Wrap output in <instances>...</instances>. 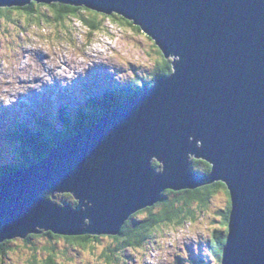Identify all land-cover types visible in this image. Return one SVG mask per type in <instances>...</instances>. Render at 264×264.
<instances>
[{
	"label": "water",
	"instance_id": "95a60500",
	"mask_svg": "<svg viewBox=\"0 0 264 264\" xmlns=\"http://www.w3.org/2000/svg\"><path fill=\"white\" fill-rule=\"evenodd\" d=\"M35 1L131 21L171 59V73L0 177V243L42 232L116 235L163 191L220 181L231 204L221 264H264V0ZM194 158L208 175L193 170ZM61 193L76 204L54 202Z\"/></svg>",
	"mask_w": 264,
	"mask_h": 264
},
{
	"label": "rangeland",
	"instance_id": "374dc122",
	"mask_svg": "<svg viewBox=\"0 0 264 264\" xmlns=\"http://www.w3.org/2000/svg\"><path fill=\"white\" fill-rule=\"evenodd\" d=\"M40 12L46 14L40 21L18 11H10L8 19L0 20V108H7L21 120H25L26 110L39 109L46 103L54 107L49 109L53 116L59 102L82 97L87 83L94 86L95 82L97 92L110 78L118 84L135 75L150 80L161 59L162 54L149 37L112 17L104 18L103 28L87 42V28L78 18L57 24L50 21L51 10L42 7ZM3 145L0 140L4 148L2 159L18 161V156ZM1 157L2 153L3 163ZM174 196L166 194L168 199ZM227 202V192L219 188L206 206L200 208L196 202L184 206L181 223H161L146 245L125 248L123 254L112 259V264H219L209 241L214 230L225 232L220 211L226 209ZM162 208L157 205L152 212L158 213ZM147 215L143 211L135 218ZM100 236L93 249L68 245L62 238L32 237L30 243L40 245L31 248L30 260L40 264L47 257L40 247L49 244L56 254V264H106L101 251L115 243L108 235ZM23 240L16 238L8 244L9 255L2 258L1 264H30L29 249ZM31 251L40 257L38 261L32 259Z\"/></svg>",
	"mask_w": 264,
	"mask_h": 264
},
{
	"label": "trees",
	"instance_id": "16d2710c",
	"mask_svg": "<svg viewBox=\"0 0 264 264\" xmlns=\"http://www.w3.org/2000/svg\"><path fill=\"white\" fill-rule=\"evenodd\" d=\"M46 7L51 10L52 19L55 23H63L66 19L78 18L81 25L87 28V42L93 37L96 31H100L103 28L104 18H114L120 24H125L133 27L136 30H140L138 27L133 26L131 21L124 19L123 17L113 13L111 15H97V16H85L83 15L84 6H74L64 3L52 2V3H39L31 1L29 4L22 7H0V20L4 18L8 19L10 11H18L19 14H24L29 19L35 16V20L40 21L43 14L40 12V8ZM22 10V11H20ZM93 11V10H92ZM97 12V11H93ZM99 13V12H97ZM101 17V18H100ZM99 18V19H98ZM5 20V19H4ZM162 54V53H161ZM171 59H166L161 55V59L156 63V67L151 79H143L141 77L131 76L129 79L121 84L115 83L110 85L106 83L105 86L99 87V91L95 90V82L92 84L87 83L84 90V95L75 99H68L59 103L56 107L55 116L49 114V105H43L44 112L39 113L35 109H28L26 111V119L20 120L16 115L11 112L1 110L0 115V140L6 149H9L14 155L18 156V161H5L3 160L4 149L0 148L2 153L0 161V177H3L14 170H17L28 163L37 162L45 157L55 146L58 141H63L67 137L73 135L79 130L86 128L96 121H98L103 113L107 109L116 107L117 105L128 101L136 96L144 89L149 88L153 82L159 76H166L171 73ZM17 117V118H16ZM152 166L156 169H161V165L157 161H153ZM193 170L205 177L210 171V165L205 161L199 159L192 160ZM223 188L228 194V202L226 209L220 214L223 215L222 223L225 225V232L214 230L212 233V240L209 241L212 253L216 260L221 264L223 255V246L226 241L228 231V218L231 209L229 192L224 183L216 181L214 183L204 185L195 189H185L180 191L165 190V194L162 196L157 204L145 209L139 210L133 214L121 227L120 232L116 235H108V237L114 241V246L110 244L103 247L101 256L104 257L106 264H112L113 258L123 254L125 248L138 249L147 244L149 240L156 232L157 227L163 224L181 223L185 217L184 206L196 202L200 205V208L206 206L209 198L219 189ZM166 194L175 195L171 199L166 197ZM43 195L47 198L51 197V192L45 191ZM182 201L178 205L176 202ZM55 202L58 204L70 203L76 204V201L72 199L70 194H57L55 196ZM157 205H162L163 208L158 213H153V209ZM146 211L147 217L136 219L135 216L139 212ZM46 236L50 239L62 238L71 246H78L80 249H93L94 243L100 241L102 236L100 235H75V236H62L53 234L52 232H42L41 234L28 235L24 240L26 248L29 249L28 261L30 264H37L35 261H31L30 250L31 248L38 247L40 244L30 243L32 237ZM13 240H6L0 243V264L2 258L9 255L8 246ZM40 249L45 255V259L40 261V264H56L55 252L53 246L49 244L42 245ZM32 252V251H31ZM32 259H40L38 255L33 254Z\"/></svg>",
	"mask_w": 264,
	"mask_h": 264
},
{
	"label": "clouds",
	"instance_id": "9594fccd",
	"mask_svg": "<svg viewBox=\"0 0 264 264\" xmlns=\"http://www.w3.org/2000/svg\"><path fill=\"white\" fill-rule=\"evenodd\" d=\"M159 52H160V51H159ZM160 53H161V52H160ZM106 83H108V82H106ZM113 83H114V85H115V82H114V81H113ZM76 98H79V97L77 96ZM73 99H75V98H72V100H73ZM67 100H68V99H67ZM65 101H66V100H65ZM63 102H64V101H63ZM44 105H49V109H50V108H51V109L54 108V107L52 106L51 103H46V104H44ZM58 105H59V104H58ZM117 106H118V105H117ZM55 107H56V106H55ZM30 109H34V108H30ZM41 109H42V112H44L43 105H42V107H40L39 110H41ZM55 109H56V108H55ZM35 110L38 111L37 109H35ZM26 111H27V110H26ZM26 111H25V119H26ZM38 112H39V111H38ZM42 112H39V113H42ZM55 114H56V111L54 110V112H53V117L55 116ZM81 130H82V129H81ZM79 131H80V130H79ZM74 134H75V133H74ZM64 140H65V139H64ZM55 145H56V144H55ZM54 147H55V146H54ZM54 147H53V148H54ZM47 155H48V154H47ZM8 161H11V160H8ZM153 161H156V160H153ZM153 161H152V163H153ZM33 163H34V162H33ZM158 163H159V162H158ZM29 164H31V163H28L27 165H29ZM159 164H160V163H159ZM27 165H25V166H27ZM160 165H161V164H160ZM25 166H23V167H25ZM23 167H21V168H23ZM153 168H154V167H153ZM19 169H20V168H19ZM155 169H156V168H155ZM17 170H18V169H17ZM159 170H160V169H159ZM14 171H16V170H14ZM11 173H12V172H11ZM9 174H10V173H9ZM7 175H8V174H7ZM5 176H6V175H5ZM5 176H3V177H5ZM167 190H170V189H167ZM172 191H173V190H172ZM44 192H45V191H44ZM44 192L41 193L42 196H44V195H43ZM61 194H64V193H61ZM67 194H68V193H67ZM163 194H165V192H163ZM56 195H57V194H56ZM56 195H55V196H56ZM70 195H71V194H70ZM71 196H72V195H71ZM44 197H45V196H44ZM229 197H230V195H229ZM45 198H47V197H45ZM50 198H51V197H50ZM53 200H54V202H55V198H54ZM56 203H57V202H56ZM157 203H158V202H157ZM157 203H156V204H157ZM154 205H155V204H154ZM154 205H153V206H154ZM150 207H151V206H150ZM144 209H145V208H144ZM134 214H135V213H134ZM132 215H133V214H132ZM132 215H131V216H132ZM131 216H130V217H131ZM130 217H129V218H130ZM30 235H31V234H30ZM14 239H16V238H14ZM14 239H11V240H14ZM24 239H25V238H24ZM5 241H6V240H5Z\"/></svg>",
	"mask_w": 264,
	"mask_h": 264
},
{
	"label": "snow or ice",
	"instance_id": "6c2138e0",
	"mask_svg": "<svg viewBox=\"0 0 264 264\" xmlns=\"http://www.w3.org/2000/svg\"><path fill=\"white\" fill-rule=\"evenodd\" d=\"M34 2H35V0H34ZM20 11H22V10H20ZM83 11L88 12L91 16L102 15V13L93 12L90 8H85V9H83Z\"/></svg>",
	"mask_w": 264,
	"mask_h": 264
},
{
	"label": "bare ground",
	"instance_id": "6f19581e",
	"mask_svg": "<svg viewBox=\"0 0 264 264\" xmlns=\"http://www.w3.org/2000/svg\"><path fill=\"white\" fill-rule=\"evenodd\" d=\"M47 55H48V54H47ZM11 108H12V107H11ZM18 108H19V107H18ZM12 110L14 111V108H13ZM17 117H18V116H17ZM17 117H16V118H17ZM163 192H164V191H163Z\"/></svg>",
	"mask_w": 264,
	"mask_h": 264
}]
</instances>
